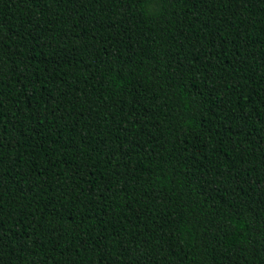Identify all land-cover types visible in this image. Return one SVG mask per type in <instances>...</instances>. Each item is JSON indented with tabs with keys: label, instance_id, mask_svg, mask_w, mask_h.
<instances>
[{
	"label": "trees",
	"instance_id": "trees-1",
	"mask_svg": "<svg viewBox=\"0 0 264 264\" xmlns=\"http://www.w3.org/2000/svg\"><path fill=\"white\" fill-rule=\"evenodd\" d=\"M0 264H264V0H0Z\"/></svg>",
	"mask_w": 264,
	"mask_h": 264
}]
</instances>
